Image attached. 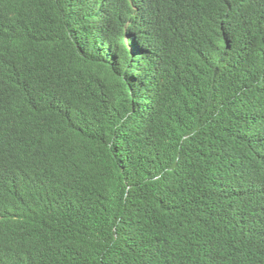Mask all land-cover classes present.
Here are the masks:
<instances>
[{
    "label": "trees",
    "instance_id": "obj_1",
    "mask_svg": "<svg viewBox=\"0 0 264 264\" xmlns=\"http://www.w3.org/2000/svg\"><path fill=\"white\" fill-rule=\"evenodd\" d=\"M0 264H264V0H0Z\"/></svg>",
    "mask_w": 264,
    "mask_h": 264
}]
</instances>
